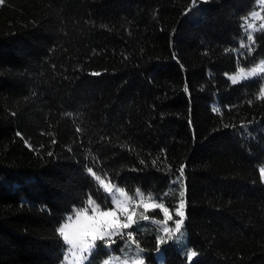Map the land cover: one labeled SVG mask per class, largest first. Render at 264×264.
<instances>
[{"label": "trees", "instance_id": "obj_1", "mask_svg": "<svg viewBox=\"0 0 264 264\" xmlns=\"http://www.w3.org/2000/svg\"><path fill=\"white\" fill-rule=\"evenodd\" d=\"M255 4L3 0L0 264H61L66 217L89 197L113 207L87 167L131 198L172 206L183 191L191 264H264V78H226L264 60V30L239 49ZM163 249L164 264H189Z\"/></svg>", "mask_w": 264, "mask_h": 264}, {"label": "snow or ice", "instance_id": "obj_2", "mask_svg": "<svg viewBox=\"0 0 264 264\" xmlns=\"http://www.w3.org/2000/svg\"><path fill=\"white\" fill-rule=\"evenodd\" d=\"M195 3V0H192ZM0 3H3V0H0ZM261 3H264V0H261ZM253 18H258L264 20V17L260 13H253ZM248 29L254 31H259L260 29L256 28L254 23H248L246 25ZM261 28H264V24H261ZM248 44L241 43V48H247L249 52L253 51V46L255 45V38L252 32H249L246 36ZM264 73V61L260 62L258 67L253 68L249 72H245L244 68L239 70V73L235 76L230 77L233 84L239 82V80L249 79L256 76L257 74ZM96 75H99L96 73ZM239 77V79H238ZM257 99H264V87L261 88ZM213 111L219 113L221 110L219 107H214ZM51 155V153H49ZM86 172L94 177L95 181L98 182V190L103 189L105 192L111 195V203L115 205L114 208L109 207L108 210H101L100 206L95 204V201L90 197L85 201V206L81 210L75 211V220H72V217H68V222L62 224L57 228L59 236L62 238L64 245H66L65 255L63 256V264H92L94 260L93 253L98 254L99 248H111V245L115 243L113 239L114 236H120L122 239H125L126 243L130 245H135L134 256L130 258L131 264H144V259L142 254L144 249L139 245V242L135 238V232H124L123 230L129 229L133 224L136 223L134 216L136 215L135 211H129L127 200H130L131 197L127 196V193L123 189H117L120 197H123L124 200L118 199L117 196L113 193L114 186L106 183L104 180H101L99 176L93 172L91 167L86 168ZM184 168L181 166L179 169L180 176H183ZM261 178L264 179V168L260 169ZM184 192L180 193V196H184ZM135 195L141 198L143 201V196L136 190ZM186 203L184 199H181L179 205L175 209V215L179 217L174 221L175 228L170 229L168 227L163 228V232L168 234V239L171 240L173 235L180 233L182 236V227L184 225L186 214L185 209ZM91 208L92 215H89V209ZM149 208L160 209L163 213V219L157 220L156 223L166 225L169 220L172 219L170 215V210L162 203H151L144 204L145 211H148ZM118 212L124 213V219H121ZM144 220H148L147 215H142L141 217ZM97 241L102 242L100 245H97ZM166 243L164 236H160L157 239V252L161 258V264H164L166 261L167 249L165 252H159V244ZM186 260L191 264L193 258L197 257L196 251H190L185 253ZM118 259V258H115ZM102 264H113V258L104 260ZM122 264H129V259L122 261Z\"/></svg>", "mask_w": 264, "mask_h": 264}, {"label": "rangeland", "instance_id": "obj_3", "mask_svg": "<svg viewBox=\"0 0 264 264\" xmlns=\"http://www.w3.org/2000/svg\"><path fill=\"white\" fill-rule=\"evenodd\" d=\"M200 1H207V0H200ZM2 4L3 3H0V6ZM263 10H264V3H261V0H256L255 8L248 14V16H246L244 18V22H243V38L240 40L239 46H240L241 43L248 44V41L246 39V36H247V34L249 32H252V34L254 35V38H255L256 33L264 30V28H261L260 27L261 24H264V20L258 19V18H253V16H252L253 13H257L258 12L263 17ZM248 23H254L256 25V28L257 29H260V30L259 31H254L252 29H248L246 27V25ZM239 49L240 50H242V49L248 50L247 48H241V47H239ZM239 49L237 51H239ZM261 61H264V60L262 59V60L257 61L252 67L245 69V72H249L253 68L258 67L260 65V62ZM239 70L236 73L227 74L226 75V78L229 81H231L230 77L237 75L239 73ZM256 78H264V73L257 74L256 76L251 77L249 79L239 80L238 83H242L244 81L253 80V79H256ZM238 79H239V77H238ZM238 83H236V84H238ZM262 87H264V83H263ZM261 168H264V165ZM100 179L101 180H104L106 183H109V184L113 185L112 183H110L109 181H106L105 179H102V178H100ZM263 182H264V179H263ZM113 186H114L113 193L117 196L118 199L124 200V198L123 197H120L119 196V193L116 191L117 189H122V188H120V187H118L116 185H113ZM142 196H143V201L142 202H141V198L140 197L135 196V197L131 198L130 200H127L126 203L128 204L129 211H135L136 212V215L134 216V220L136 221V223L138 222V220L139 221H142V224L143 223H146L145 230L142 228V224L141 225H138V223L137 224L135 223V224L132 225L131 228L125 229L123 231L124 232H133V228H135L137 226L136 228H138V232L139 233H142L144 236L149 237V236H152L153 235L157 239L160 236H164L166 242H171L172 241L174 243V245H176V247L184 255H185L186 252H190L191 250L188 249V247H187V238H186V233L184 231V225H185L186 219H185L184 225L182 227V236H181L180 233H176L175 235H173V238L171 240H169L168 239V234H165L163 232V228L164 227H168L170 229H174L175 228L174 221L176 219H179V217H177L175 215V209L179 205V202H180V200L182 198L179 197V199L175 203H173L172 206H170L167 203V200L166 199L160 200V199L155 198L153 196H144V195H142ZM110 197H111V195H110ZM151 203H162L166 207L169 208L170 215L172 216V219L169 220L166 225L156 223L157 220H162L163 219V213H162V211L160 209H152V208H149L148 211H145L144 204H151ZM185 203H186V201H185ZM114 207H115V205L113 204V207L112 208H114ZM77 210H81V209H77ZM101 210H104V209H101ZM75 211H74V213H75ZM184 211H185V214H186V207H185ZM154 212H160L159 213L160 216H156V215H151L150 214V213H154ZM74 213L71 214V215H69V216H67L66 219L62 222V224L68 222V220H67L68 217H72V220H75L76 217H75V214ZM88 214L89 215H92L91 208L89 209V213ZM118 215H120L121 219H124V213L118 212ZM142 215H147L149 217V219L148 220L142 219L141 218ZM150 226H152L153 229H151ZM135 238H136V232H135ZM113 239L115 240V243H113L111 245V248L110 249L109 248H106V247L105 248H99L98 249V251L99 250H104V251H106L108 253V256L104 260H108L110 258H113V264H122V261H124L125 259H129V264H131L130 258L134 256L135 245H130L129 243H126L125 242V239H122L120 236H114ZM101 243L102 242L97 241V245H100ZM164 244L165 243L159 244V252H161V253L164 252V249H163V245ZM142 248L144 249V252L142 254V258L144 259V264H148L147 263V260L145 258V255H146V252L148 251V249H146L144 247H142ZM65 254L66 253L64 252V255ZM154 254H155V258H156L157 263L158 264H161V258H160L159 253L157 252V250L154 251ZM115 258H118V259H115ZM194 259L195 258H193V260ZM87 263L88 262H85V264H87ZM61 264H63V261L61 262Z\"/></svg>", "mask_w": 264, "mask_h": 264}]
</instances>
